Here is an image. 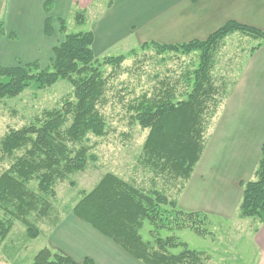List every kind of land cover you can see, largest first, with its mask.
Listing matches in <instances>:
<instances>
[{"label": "trees", "instance_id": "1", "mask_svg": "<svg viewBox=\"0 0 264 264\" xmlns=\"http://www.w3.org/2000/svg\"><path fill=\"white\" fill-rule=\"evenodd\" d=\"M43 8L44 36H53L55 22L62 41L52 49L49 67L42 68L38 60L10 68L0 66V99H15L31 87L44 91L60 82L67 83L71 93L60 106L43 110L28 125L9 131L1 140V152L14 160L0 174V247L15 221L25 227L29 240L41 235L42 221L51 222L48 232L60 223L63 216L52 214L49 198L56 196L57 183L84 172L89 163L95 162L91 139L107 134V123L99 107L106 102L105 93L112 76L106 75L104 68H119L123 61L120 56L99 61L92 50L90 30L68 33L64 20L54 21L50 16L51 3L46 2ZM235 32L259 41L248 56L264 44V33L258 29L229 21L204 41L139 46V50H153L158 56H197L193 68L181 70L176 81L163 80L154 92L142 93L127 102L130 123L147 131L138 163L152 175L149 187H138L132 180L107 172L90 191L79 193L80 199L74 206L66 207L142 264H208L211 259L205 251L188 249L173 233L189 228L201 234L196 223L208 219L201 213L180 210L177 199L235 84L234 80L220 92L211 76L222 41ZM4 35L0 22V36ZM17 152L21 154L15 156ZM240 186L242 196L237 216L264 224V146L253 179ZM146 224L151 240L142 236ZM162 231L171 232L162 237ZM29 264L94 262L86 258L76 263L64 253L44 246Z\"/></svg>", "mask_w": 264, "mask_h": 264}, {"label": "crops", "instance_id": "2", "mask_svg": "<svg viewBox=\"0 0 264 264\" xmlns=\"http://www.w3.org/2000/svg\"><path fill=\"white\" fill-rule=\"evenodd\" d=\"M50 16L63 18L81 0H0V22L5 35L0 48L43 35L44 4ZM83 5V4H82ZM233 21L264 33V0H113L92 29V50L106 52L127 42L176 45L204 41ZM7 35H13V41ZM17 51V50H16ZM13 52L10 60L20 53ZM264 146V44L243 63L231 92L219 110L184 190L178 208L213 218L231 220L238 214L241 183L253 179ZM258 251L255 264H264V224L252 236ZM45 246L76 263L142 264L87 223L66 213L47 233Z\"/></svg>", "mask_w": 264, "mask_h": 264}, {"label": "rangeland", "instance_id": "3", "mask_svg": "<svg viewBox=\"0 0 264 264\" xmlns=\"http://www.w3.org/2000/svg\"><path fill=\"white\" fill-rule=\"evenodd\" d=\"M81 1V4L76 2L72 5L67 16L53 17L54 21L57 19L65 21L68 33L92 29L96 20L113 0ZM77 15L81 17L76 18ZM53 30L54 34L50 38L43 35L29 37L30 41H33L31 46H25L23 39H19L17 46L0 48V66L10 68L17 63L26 64L38 60L42 68L49 67L53 58L52 49L62 41L55 22ZM10 39L17 41L18 37H10ZM133 42L129 39L127 42L111 46L106 52L93 51L99 61L105 58L123 57L119 68L111 66L104 68L105 74L112 76L108 80L106 102L99 107L107 123V134L104 138L91 139V153L96 158L95 162L89 163L84 172L57 183L56 196L49 198L53 215L61 217L68 213L66 207H72L77 203L80 199L79 193L90 191L107 172H113L129 182L132 180L138 187H149L152 175L138 163L147 131L130 123V116L126 110L127 102L142 93L154 92L163 80L176 81L185 68L189 70L193 68L197 56L196 54L188 57L174 54L158 56L153 50H139L140 45ZM257 44L259 41L238 32L222 41L216 53L211 75L214 85L221 88L220 92L225 85L228 89L229 84L236 80L250 50ZM16 50L21 55L18 57L17 54L8 62L10 55L12 56ZM70 93V86L60 82L44 91H37L31 87L15 99H0V144L9 131L28 125L45 109L60 106L63 98ZM20 154L17 152L15 156ZM13 160L4 156L0 148V174L10 167ZM173 190L175 189L171 192L174 194ZM207 217L208 219L196 223L201 234L189 228H182L173 235L185 243L188 249L210 254L211 259L208 264H255L258 251L253 245L252 236L260 225L259 220L240 219L237 215L231 220ZM51 218L54 217L51 215ZM50 224L48 220L42 221L41 235L35 240H29L25 234V227L15 221L10 234L0 247V264H29L34 255L45 246ZM149 229L147 224L144 225L142 229L144 240H151ZM170 232L162 231L160 236L166 237Z\"/></svg>", "mask_w": 264, "mask_h": 264}]
</instances>
